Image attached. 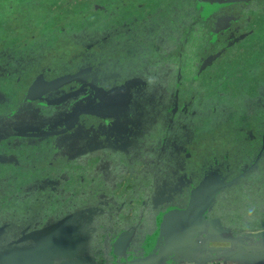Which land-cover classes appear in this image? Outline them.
<instances>
[{"label": "trees", "instance_id": "16d2710c", "mask_svg": "<svg viewBox=\"0 0 264 264\" xmlns=\"http://www.w3.org/2000/svg\"><path fill=\"white\" fill-rule=\"evenodd\" d=\"M177 6L183 9L178 7L179 15L175 16ZM203 17L199 0L0 2V52L8 49L19 53L14 60L19 75L7 90L14 103L6 108L0 106V138L5 136L2 149H9L5 143L13 137L12 129L5 127L10 116L41 108L47 103V96L41 101L29 98L31 89L40 80L58 81L56 91L75 92L76 98L88 91L117 90H126L129 98L128 109L108 122L86 112L75 125L76 128L89 126L95 131V135L93 130L90 133L98 139V143L94 139L98 146L122 154L116 161L109 152L98 155V164L105 166L98 171L101 178L96 190L90 189L92 181L85 183L83 180L77 186L76 175H73L75 171L95 172L98 164L91 153L95 151L85 148L79 156L70 154V157L56 148L62 146L69 135H52V140L42 148H22L19 155L20 161L23 156V162L18 164L0 160V204L3 205L0 223L7 226L8 231L29 233L62 227L65 223L69 229L71 224L73 229L75 224L84 239L91 238L92 232L97 230L98 252H105L127 229V218L137 217L142 221L141 228L136 230L138 235L154 234L160 214L179 207L189 209L193 198H203L213 188L218 189L215 196L218 204L214 209L219 210L217 213L225 211L228 216L239 217L236 210L241 206L264 213V107L250 108L253 113L238 120L226 118L227 109L210 111L201 119L193 117L195 124L203 120L202 124L209 128L207 131L196 128L190 133L180 127L184 117L195 114L191 112L194 104L209 101L208 106H213L218 101L216 88H225L230 83L255 88L248 83L253 75L247 74L245 67L235 62L237 59L232 60L236 55L230 51L216 58L211 66L206 65L203 71L190 69L189 63L193 60L188 56L192 46L189 42L193 35L191 27ZM180 21L184 22L179 30ZM156 24L158 28L154 27ZM169 24L175 25L180 33L178 45L173 47L170 30L165 32ZM214 40L212 36L211 42L215 43ZM198 48L199 56L210 52L207 47L203 51L201 45ZM148 55L152 59H144ZM6 60L0 58V62ZM147 67L151 71L149 76L143 74ZM176 67L182 71L174 89L171 78ZM0 69L2 73L6 71L5 67ZM186 73L192 74L185 78ZM6 80L5 76L0 78V86L6 87ZM66 80L70 81L65 85L59 83ZM233 96L238 103L240 97ZM163 101L166 104L159 106ZM59 104L67 106L63 101ZM167 106H171L170 114L165 112ZM14 107L16 109L12 110ZM63 115L55 117V125ZM156 136L163 142L160 148L156 147ZM154 148H158L160 154L152 155L148 151ZM44 151L49 160L39 159L38 155ZM29 153L31 156L26 155ZM83 156H87L85 163L80 161ZM147 158L159 165L151 177H143L146 169L143 165L133 173L121 172L125 163L138 165L140 160ZM54 175L61 182L58 189L45 185V179ZM202 189H206L205 192ZM144 200L149 203L143 202L139 206L141 210L134 211L135 203ZM97 208L98 218H95ZM63 216L67 219L62 220ZM104 257L98 256L99 264L105 261Z\"/></svg>", "mask_w": 264, "mask_h": 264}, {"label": "rangeland", "instance_id": "374dc122", "mask_svg": "<svg viewBox=\"0 0 264 264\" xmlns=\"http://www.w3.org/2000/svg\"><path fill=\"white\" fill-rule=\"evenodd\" d=\"M1 1L3 0H0V2ZM199 4L204 15V19L200 23H192L191 33H193V35L191 37V40L189 39V42L192 46L190 47L191 51L188 50V56L193 58V60H191L189 63L190 69L193 70L197 68L198 70L203 71L206 69V65L211 66L212 62L216 60V58H218L219 56H223L225 55V53L230 51L231 54L233 52L232 55H236L235 58L231 57L232 60L235 61L237 59V61L235 62L244 66L247 74L253 75V78H251L252 81L249 78L248 83H252L255 88H249V86H245L244 84L241 85L240 83V86L235 85V83H230L228 85H225V88L223 86L219 87L218 89L216 88L215 92L218 93L219 102H215L213 106L212 104L208 106L209 101L198 102V104L196 103L193 105V109L191 111L192 113L195 112V114L193 116H190L188 114L181 120L180 127L186 128L190 133L196 128L201 129V131L209 130V128H206L204 126L205 124H202L203 120H197L196 125L195 118L193 117L197 116L198 119L204 118L205 115L209 114L210 111L212 113L213 111L219 112L227 109L225 111L228 113L226 118H233L235 120H238L245 115H249V112L253 113L254 110H250V108H253L255 106L264 107V85H262V83H264V0H199ZM178 7L179 6L174 9L175 16L179 15V12H177ZM179 9L183 8L179 7ZM187 21H189L188 23H190L191 19H189L188 17ZM183 22H179L177 27L179 30ZM168 26L169 28L165 27V29L167 28L165 32H169L170 30V41L173 43L171 44L173 47L175 45H178V38L180 37V33L177 32L178 29L175 27V25L172 26V24H169ZM154 27L158 28L159 24H156V26ZM212 36L216 37V40H214L216 41L215 43L211 42ZM151 43L153 44L154 42ZM199 45H201L202 47L200 49L201 51H203L204 47H207L210 52L205 56L201 54L199 56V54H197L199 53ZM145 46L147 47L148 44H145ZM17 54L19 56V53ZM17 54L12 50L9 51L8 49L2 50V52H0V58H7L6 61L0 62V68H6V71H3V73L0 72V78H3L4 76L7 77L6 87H4L3 85L0 86V106H4L5 108L7 105H9V103H11L12 105L14 103V101H11V98L7 95V90L12 84L14 85L16 78L19 75L17 62L14 63L15 55L17 56ZM150 57L152 59V56L150 55L146 56L144 59H149ZM200 58L202 59L199 61ZM197 69L193 71V75H195ZM181 71V69H178V67H176L174 75L171 78L173 80V88L179 81L178 78L180 77ZM143 74L146 76H149V74H151L149 67H147L143 71ZM160 74L161 70L160 72H158V77L160 76ZM190 74L192 73H186L185 78H188V75ZM69 81L70 80H66V82L64 81L59 83H63V85H65ZM58 86V81L47 83L41 80L33 86L29 94L30 100L41 101L44 100L43 98L47 96L48 101L45 105L42 104L41 108L35 107L34 110L31 109L21 113L16 112L10 116L9 120L6 121L5 127L6 129H12L13 137L10 140L8 139L5 143L8 145V147L10 146L8 150H6L5 148L2 149L3 143L5 142L3 140L5 136L0 138V160L5 162L6 160H8L9 162L12 160L16 164H18L19 162H23V156L20 161L19 155V151L22 150V148L34 146H39L40 148H42L46 142L49 143L52 140V135L57 134H60L61 136L69 135L65 138L62 146H56L55 144L58 151H60L64 156H79L84 152L83 150L86 148L91 150L93 149L95 151H91V153L94 155V157H96V164H98V155H101L102 153L109 152L111 153L110 155L115 161L119 159L121 157L120 155H122L121 153H116L114 152V150L101 148L100 146H98V139L94 138L91 134L93 129H91L87 125V127L76 128L75 125L77 124L81 114L86 112L91 113V115H96L97 117L99 116L100 118H105V122H108V119L125 112L128 109L129 105V98L126 93L127 91L117 90L105 93H101L100 91H88L83 96L76 98L78 94L75 92L69 93L67 91H56V89L59 88ZM245 90H250V92H247ZM154 92L155 91L153 90V95ZM247 93H250L251 95H247ZM234 94L240 97L238 103H235L234 101L236 100V98H234L233 96ZM60 101L66 103L67 106H65V104H59ZM165 104L166 103L163 101L159 106H163ZM170 107L171 106H167V108L165 107L166 113L169 112L170 114L172 110H169ZM14 109H16V107L12 108V110ZM49 115H52V117H50ZM61 115L63 116L60 118V123L58 125H55V117ZM45 117L49 118L46 119ZM46 123H48V126H44ZM194 124L195 127L192 126ZM144 125L147 124L145 123ZM93 132L95 135L94 130ZM159 138L160 136H156V140L158 141L156 147L158 148L163 145V142H161V139ZM94 139L97 140V143L94 141ZM151 142L152 139L147 141V143L149 144ZM158 148H154L148 151H150L152 155H158L160 154V151H157L159 150ZM10 152L12 153L10 157H6V155H9ZM35 154H37V152H35ZM26 155L31 156L30 153ZM38 156L39 159H41L42 157L44 158V160H49V156L46 151L41 152ZM86 157L87 156H83L82 158H80L81 163L86 162ZM99 162H101L100 158ZM129 163L130 162L125 163L124 167H122L121 165V172H124L126 174L133 173L135 171H138L139 167L143 165L146 168L144 170L143 177L149 178L151 177V174L154 173V171L157 172V169H159V165H157V162L154 159L150 160L147 158L144 160H140V162H138V165L131 164V166H129ZM126 164H128L127 167H125ZM104 166L105 164H102V166L98 164V166H96V169H94L95 172H87V174H85L86 172L83 171H75L73 175H76L75 180L76 182L78 181L77 186L81 185L83 183V180L85 181V183H89L92 181L93 184H91L92 186H90V189L94 188V190H96L98 188V185H96V183H98V180H100L101 178V173L99 172L104 168ZM117 167H120L119 164L117 165ZM154 175L156 177L157 174ZM45 181V185L49 188L55 187L58 189L61 186L60 179L55 175L50 177V179H45ZM104 181L105 180H102V182ZM85 188L87 189L86 184ZM205 190L203 191L205 192ZM217 193L218 189L213 188L212 191H207L206 196L204 195L203 198H193L191 207L189 209L179 207L176 209H172L171 211L169 210V212L167 213L160 214V216L157 218V222L155 223L156 232L154 234L150 233V236L152 237L149 239V244H158L161 246L164 245V241L166 243V238H164L163 235L164 229L175 231L183 226L187 229L191 222L193 225L190 226V228H196V220L192 218L193 215L198 214V211H195V205H198V207L196 208L204 209V213H201V211H199V218L197 219V222L200 221V218H204L205 216L210 215L209 220L211 222H208L210 229L213 228L212 224L214 223L215 225L213 229L217 231L220 230L227 232L229 237H244L250 234L264 231V213H257L256 209L248 210L244 209L241 206L240 210H236L240 215L239 217H235V214H229L228 216V212L225 211L220 213H217L219 210H217V212L214 211L215 207L218 204V202L215 200V196L217 195ZM208 194H210L209 198ZM95 200L98 202V198H95ZM143 202L149 203L148 200H144L142 202L137 201L133 208L135 209L134 211H140L141 208H139V206L140 204H143ZM2 206L3 205L0 204V217H2ZM214 216H216L217 219H213ZM95 218H98V208ZM65 219H67V217L65 218V216H63L62 220ZM127 219L128 224L125 231L136 232L139 227L141 228L142 221L139 218L136 217L135 219ZM147 220L149 221V219ZM96 221L98 222V219ZM97 224L98 223H95V225ZM2 225L3 224L0 223V231H2V233L0 232V264H16L14 263L16 259L11 258L10 254L11 252L17 251V249L20 248L33 247L41 251L46 250V248L42 244L29 241L22 242V239L27 237L30 238L32 237V235H35L34 238L35 241H37L38 237L36 234L43 229H47L48 227L39 229L37 231H31L29 233L19 234L17 230L12 229L8 231L9 228ZM152 225L153 222L151 223V226ZM73 226L74 227L72 229L70 224L71 229H69L67 223L62 225V228L67 231V239H69L71 242L79 240V256H81L82 258H92L93 264H98V231L94 230L92 232L91 238L93 239H84L79 232V226H75V224H73ZM209 226H207V229H209ZM15 229H18L17 226L15 227ZM159 234L163 237H159ZM147 238L148 237L143 238V243L146 242ZM70 241H68L69 244ZM53 244H55V242H53ZM100 244L101 242L99 240V245ZM18 263L20 264L21 262Z\"/></svg>", "mask_w": 264, "mask_h": 264}, {"label": "crops", "instance_id": "0c3cea01", "mask_svg": "<svg viewBox=\"0 0 264 264\" xmlns=\"http://www.w3.org/2000/svg\"><path fill=\"white\" fill-rule=\"evenodd\" d=\"M196 207L198 205L194 207L198 214L192 216L196 220L195 230L190 228L192 222L187 229L184 226L175 231L164 229L166 243L164 241L162 246L149 244L152 236L135 232L120 255L115 253L116 238L111 249L98 252L100 258L106 255L102 264H264V231L229 237L227 232L210 229L209 216L197 222L199 211L204 213V209ZM205 219L207 223L201 228ZM145 237H148L146 244L143 243Z\"/></svg>", "mask_w": 264, "mask_h": 264}, {"label": "flooded vegetation", "instance_id": "af4514ba", "mask_svg": "<svg viewBox=\"0 0 264 264\" xmlns=\"http://www.w3.org/2000/svg\"><path fill=\"white\" fill-rule=\"evenodd\" d=\"M213 224L212 227L214 228L215 224ZM0 232L2 233V231ZM66 233L67 231H65V229L60 226L59 228L52 227L43 229L36 234L38 237L37 241H35V235H32V237L30 238H23L22 242L29 241L33 243H39L44 245L46 250L41 251L33 247L20 248L17 249V251L11 252V258L16 259V261L14 262L16 264H19L18 262H21L22 264H79L78 259L82 258L81 256H79L80 242L79 240L71 242L69 239H67ZM68 241H70V244L68 243ZM53 242H55V244H53ZM88 258L89 257H85L82 259ZM89 259L90 260L88 262H84L83 264H93L92 258Z\"/></svg>", "mask_w": 264, "mask_h": 264}, {"label": "water", "instance_id": "95a60500", "mask_svg": "<svg viewBox=\"0 0 264 264\" xmlns=\"http://www.w3.org/2000/svg\"><path fill=\"white\" fill-rule=\"evenodd\" d=\"M207 221L206 219L201 223L200 227H204L206 225ZM214 225V224H213ZM195 230V228H194ZM134 235L133 231H124L120 234L118 239L116 240L115 243V253L116 255H120L124 252L126 247L128 246L129 242L131 241L132 237ZM90 259H78L79 264H83L84 262H88Z\"/></svg>", "mask_w": 264, "mask_h": 264}]
</instances>
